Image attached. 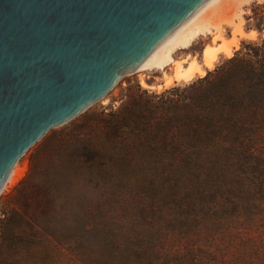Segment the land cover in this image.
<instances>
[{"label":"trees","instance_id":"trees-1","mask_svg":"<svg viewBox=\"0 0 264 264\" xmlns=\"http://www.w3.org/2000/svg\"><path fill=\"white\" fill-rule=\"evenodd\" d=\"M250 45L92 120L55 186L34 155L19 191L42 196L2 224L0 264H264V41Z\"/></svg>","mask_w":264,"mask_h":264},{"label":"water","instance_id":"water-1","mask_svg":"<svg viewBox=\"0 0 264 264\" xmlns=\"http://www.w3.org/2000/svg\"><path fill=\"white\" fill-rule=\"evenodd\" d=\"M207 0H0V189Z\"/></svg>","mask_w":264,"mask_h":264},{"label":"rangeland","instance_id":"rangeland-1","mask_svg":"<svg viewBox=\"0 0 264 264\" xmlns=\"http://www.w3.org/2000/svg\"><path fill=\"white\" fill-rule=\"evenodd\" d=\"M245 18V28L247 31H257L258 35L256 38L254 40L241 39L239 47L234 50L232 57L221 55L215 68L207 70L206 76L208 72L216 70L217 67L223 65L228 59L238 54L253 55L255 51H257V48L250 44H262L264 41V2H254L251 4V6L247 8ZM148 77L147 82L150 85L154 87L164 85L161 72H150L148 73ZM200 78L204 77L196 78L193 82ZM193 82L189 84L177 83L170 88L175 86L184 88ZM166 89L169 88L163 87L161 91H157L156 88H144L141 85V77L138 74L127 75V73H124L119 78L114 88L105 96V99L98 100L89 105L82 114L77 115L67 123L51 128L40 141L19 160V166L25 169L23 177L15 183L9 182L0 195V236L2 224L18 208H22L20 205L23 206V202L27 197H29L28 203L31 205L30 210H35L37 207L36 202L42 196V190L39 189L31 192V190L27 191L26 187L19 191L24 180L31 173V158L34 155L40 158L37 171L39 172L41 170L43 173L41 183L55 186V184L60 183L61 180H66L67 175L70 177V168L74 165L75 156L79 152L78 149L80 150L81 145L87 142L85 140L90 135L87 133V135L84 136L81 135V133H84L85 128H88L89 125L92 124V120L101 117L106 118L113 112L121 111L133 96L146 95L147 93L152 94L154 92L160 93Z\"/></svg>","mask_w":264,"mask_h":264},{"label":"bare ground","instance_id":"bare-ground-1","mask_svg":"<svg viewBox=\"0 0 264 264\" xmlns=\"http://www.w3.org/2000/svg\"><path fill=\"white\" fill-rule=\"evenodd\" d=\"M254 2L262 3L264 0L205 1L128 70L127 75L138 74L144 88H156L157 91L206 76L207 70L215 68L221 55L232 57L241 39L254 40L258 35L257 31L245 28L247 8ZM150 72H161L164 85H150L147 82ZM24 173L25 169L17 162L1 187L0 195L9 182H17Z\"/></svg>","mask_w":264,"mask_h":264}]
</instances>
